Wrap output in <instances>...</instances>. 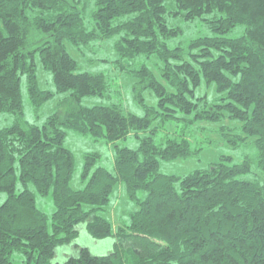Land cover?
<instances>
[{
    "label": "trees",
    "instance_id": "trees-1",
    "mask_svg": "<svg viewBox=\"0 0 264 264\" xmlns=\"http://www.w3.org/2000/svg\"><path fill=\"white\" fill-rule=\"evenodd\" d=\"M110 38L144 115L121 103L82 104L110 84L80 71L68 47ZM24 83L35 112L66 95L41 124L25 117ZM1 116L12 122L0 125V264H15L13 254L22 264H264V0H0ZM203 122L219 125L221 142L192 143L191 128ZM68 132L138 145H115L113 170L97 166L99 153L86 154L83 186L74 189ZM206 144L256 155H220L184 176L160 169ZM119 184L137 210L113 227L102 213ZM37 196L52 197L51 215Z\"/></svg>",
    "mask_w": 264,
    "mask_h": 264
},
{
    "label": "rangeland",
    "instance_id": "rangeland-1",
    "mask_svg": "<svg viewBox=\"0 0 264 264\" xmlns=\"http://www.w3.org/2000/svg\"><path fill=\"white\" fill-rule=\"evenodd\" d=\"M193 32L190 30L189 33H185V36L189 38L192 36ZM115 39L110 38L108 40L97 41L96 44H92L85 49L78 51L72 46L69 45L68 50L72 57H75L78 61L80 71L82 72H91L94 74L103 73L109 81L110 88L109 92L104 97H87L82 100L84 106H99L100 105H109L111 103H121L125 109L133 114L144 115L145 112L143 108L134 100L133 86L134 80L130 77H127L124 73L119 71V68L116 66L117 63L115 60L118 58L115 50ZM182 39V37H181ZM157 61L151 60V65H156ZM41 70V69H40ZM40 81L45 89L50 91L55 89L53 81H50V77L46 76L44 73H40ZM25 83L22 86L23 94V105L25 106V117L28 121L37 122L41 124L47 117V115L53 113V111L58 110L59 102L66 95H55L53 100L45 104L39 112H35L33 106L30 103L28 98V93L26 91ZM202 90L204 93H207L208 97H214V87L206 88L203 87ZM203 93V94H204ZM146 102L149 105H156L157 100L154 94L150 91H147L144 96ZM60 110V109H59ZM12 122V118L9 116L0 117V125L5 126L8 123ZM228 125L234 126L232 122H227ZM219 125H213L209 122L197 123L194 124L190 130V138L193 144H198L200 140L207 139L212 143H217L222 141L220 133L217 131ZM169 129L173 130L172 126ZM167 134L164 130L159 131L154 135L156 143H163L165 141ZM66 146L72 150L75 161V175L71 182L74 189H80L83 184L80 183L81 170L84 166V156L92 152L100 154V161L97 166H104L109 170H113L114 167V153L115 145L119 146H128L136 149L138 145V140L134 137H129L124 141H118L115 144H109L104 137L101 139H96L92 136H81L75 135L72 132H68L66 136ZM251 154L252 157L256 155L255 151L249 146L241 148H233L226 144H206L202 152H200L196 157L191 159H177L172 160L171 162L161 161L160 169L163 173L178 176H184L185 174L191 173L198 168H206V165L218 159L220 155H231L233 161L239 162L243 159L245 154ZM112 203L108 210L102 213V216L108 218L113 227L119 225H125L129 221V214L137 210V205H135L129 198L127 194L126 187L124 184L117 185L112 193ZM140 198L144 199L147 193L141 191L139 192ZM5 195H0V204L5 200ZM38 207L42 209L44 213L51 215L54 211V203L51 196L40 197L37 196ZM14 263L22 264L23 256L19 254H13Z\"/></svg>",
    "mask_w": 264,
    "mask_h": 264
},
{
    "label": "crops",
    "instance_id": "crops-1",
    "mask_svg": "<svg viewBox=\"0 0 264 264\" xmlns=\"http://www.w3.org/2000/svg\"><path fill=\"white\" fill-rule=\"evenodd\" d=\"M84 236H86V235H84ZM86 243H92L93 245L95 244V242H92L90 240H87ZM93 245L91 246L92 248H93ZM109 246H110V243H107L105 246H103L104 247L103 251H105L106 249H109Z\"/></svg>",
    "mask_w": 264,
    "mask_h": 264
}]
</instances>
